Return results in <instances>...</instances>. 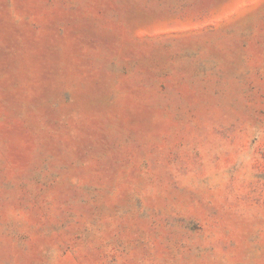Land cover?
Returning <instances> with one entry per match:
<instances>
[{
    "label": "rangeland",
    "instance_id": "rangeland-1",
    "mask_svg": "<svg viewBox=\"0 0 264 264\" xmlns=\"http://www.w3.org/2000/svg\"><path fill=\"white\" fill-rule=\"evenodd\" d=\"M0 264H264V0H0Z\"/></svg>",
    "mask_w": 264,
    "mask_h": 264
}]
</instances>
